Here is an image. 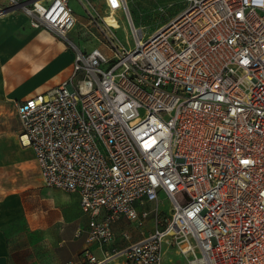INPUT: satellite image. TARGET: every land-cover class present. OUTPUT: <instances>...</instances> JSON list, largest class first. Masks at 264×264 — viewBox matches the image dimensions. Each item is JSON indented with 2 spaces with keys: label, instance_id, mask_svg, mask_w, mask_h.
<instances>
[{
  "label": "built area",
  "instance_id": "1",
  "mask_svg": "<svg viewBox=\"0 0 264 264\" xmlns=\"http://www.w3.org/2000/svg\"><path fill=\"white\" fill-rule=\"evenodd\" d=\"M72 3L88 18V48L67 38ZM185 3L150 34L126 0L111 4L127 8L124 41L96 0L0 7L73 55L64 77L15 108L44 184L76 194L88 217L75 236L103 248L118 221L150 224L135 241L122 231L129 244L102 258L84 250L64 264H161L171 248L186 264H264V0Z\"/></svg>",
  "mask_w": 264,
  "mask_h": 264
},
{
  "label": "rangeland",
  "instance_id": "2",
  "mask_svg": "<svg viewBox=\"0 0 264 264\" xmlns=\"http://www.w3.org/2000/svg\"><path fill=\"white\" fill-rule=\"evenodd\" d=\"M126 1L134 24L145 27L148 34L182 11L186 5V0ZM96 3L103 9L102 14L106 16L107 24L116 26L119 38L124 41L128 34L122 30L127 26L117 21V18L123 14L122 6L112 8L110 0H96ZM74 7L77 12V21L67 38L83 48H88L91 42L85 41L82 37L85 36L84 26L88 18L77 4H74ZM159 7H163V11H158ZM92 13L94 16H101L97 10L93 9ZM109 13L110 15H107ZM20 24L23 30L22 41L29 45L24 50V60L22 59L15 66L24 68L25 66L31 67L33 64L34 70L42 76V80L36 81V85L40 82L49 85L55 81L56 76H65L72 61L69 45L53 34L32 28L25 21ZM67 60L70 63L66 68H61L63 64H67ZM52 64L55 71L48 73ZM43 74L48 75L47 78L43 79ZM37 77L34 74V78ZM19 126L20 118L12 106L7 104L0 108V217L3 221L2 226L6 230L12 251L21 264H59V260L63 261L70 257L74 249L83 243V237L76 238L74 233L84 226L86 216L79 206L77 196L44 184L32 149L23 147L19 143ZM5 134L8 138L15 139L16 145L6 141ZM160 201L161 215H166L170 203L163 194L160 195ZM119 225L118 233L125 231L129 234L130 241L142 237L150 227V224L138 227L135 223L123 219L119 221ZM128 244V241L120 240L118 236L109 249L111 251L121 249ZM56 246L61 247L57 249ZM121 260V257L117 259L118 262ZM111 264H116V261ZM162 264H186V259L170 249Z\"/></svg>",
  "mask_w": 264,
  "mask_h": 264
},
{
  "label": "crops",
  "instance_id": "3",
  "mask_svg": "<svg viewBox=\"0 0 264 264\" xmlns=\"http://www.w3.org/2000/svg\"><path fill=\"white\" fill-rule=\"evenodd\" d=\"M5 5H6V0H0V7H3ZM72 5H73V8L75 10V15H76L77 12L74 7V3H72ZM81 10L83 9L81 8ZM106 11H107V8H106ZM23 21L29 24L28 18L19 11H13L11 14L7 16L0 17V108H3L7 104H9L15 109V111H16L15 103L17 101H22L32 96L36 92L44 91L50 85L54 84L60 78L64 77V76H59V77L56 76L55 81L49 85H44L41 82L39 83V85H36L35 84L36 81H41L42 76H41V73H37V70L36 71L34 70L33 64L31 65V67L25 66L24 68H21L22 66H18L21 69L15 66L16 63L22 61L23 56H24L23 55L24 50L29 45L28 43L24 44L22 41L23 30L21 28L22 26L20 23ZM62 44H61V47L62 49H64V46ZM71 55H72V52H71ZM71 58H73V55ZM67 61H68L67 64H63L61 68L67 67L68 63H70L69 60ZM53 64L50 67V69L47 71L48 73H54L55 69L53 68ZM34 74L37 75L38 77L34 78ZM47 76L48 75H44L43 79L47 78ZM20 129H21V122H20L18 134L20 132ZM6 141H9V143L12 142L14 145H16V140L13 138L7 137ZM71 194L77 196L74 193H71ZM78 202H79V198H78ZM85 216H86V222L84 226L82 228H78V229H81L82 231L86 229V226H87L88 217L87 215ZM2 225H3V221H2V218L0 217V264H21L17 256H15L12 251L13 249L12 245L8 242L6 230ZM120 225L118 221L114 225V231L116 234V238L120 236V240H122L121 238L122 231L119 233L117 231ZM75 237L76 238L83 237V243L81 244L80 247H76L74 249V252L70 255V257H68L67 259H64L63 261L59 260V264H64L65 262L69 260H75V261L79 260L80 254L84 250H89L92 254L100 258L104 256L105 251L107 250L111 251L109 249L110 245L107 247L100 248L95 244L87 243L84 232H81L79 236H75ZM115 241L113 243H115ZM73 245H76V244H73ZM56 247L57 249H59L61 246H56ZM169 250L170 249L165 250L164 255L162 257L161 264L163 263V259L167 255ZM170 260L171 259H169V261Z\"/></svg>",
  "mask_w": 264,
  "mask_h": 264
},
{
  "label": "bare ground",
  "instance_id": "4",
  "mask_svg": "<svg viewBox=\"0 0 264 264\" xmlns=\"http://www.w3.org/2000/svg\"><path fill=\"white\" fill-rule=\"evenodd\" d=\"M123 3V2H122ZM126 3H127V1H126ZM125 3H123V5H124ZM126 5V4H125ZM122 8H123V10H122V12L123 13H125L127 10H125V9H127L126 8V6H122ZM10 13H7V14H5V15H3V16H7V15H9Z\"/></svg>",
  "mask_w": 264,
  "mask_h": 264
},
{
  "label": "snow or ice",
  "instance_id": "5",
  "mask_svg": "<svg viewBox=\"0 0 264 264\" xmlns=\"http://www.w3.org/2000/svg\"><path fill=\"white\" fill-rule=\"evenodd\" d=\"M110 2L113 4V6H116L117 0H110Z\"/></svg>",
  "mask_w": 264,
  "mask_h": 264
},
{
  "label": "water",
  "instance_id": "6",
  "mask_svg": "<svg viewBox=\"0 0 264 264\" xmlns=\"http://www.w3.org/2000/svg\"><path fill=\"white\" fill-rule=\"evenodd\" d=\"M7 10H9V9L7 8Z\"/></svg>",
  "mask_w": 264,
  "mask_h": 264
}]
</instances>
